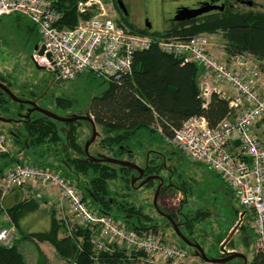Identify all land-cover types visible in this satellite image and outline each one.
Listing matches in <instances>:
<instances>
[{
    "label": "trees",
    "instance_id": "trees-1",
    "mask_svg": "<svg viewBox=\"0 0 264 264\" xmlns=\"http://www.w3.org/2000/svg\"><path fill=\"white\" fill-rule=\"evenodd\" d=\"M52 1L53 6L62 14L61 26L74 27L79 22L81 15L77 9V3L80 0ZM87 16L89 14L83 17ZM117 22L132 28L134 32L149 35L154 42L149 48L134 53L131 72L118 79L105 81L91 72H82L77 76L79 81L87 77L97 79L107 85L100 95L90 99L88 113L95 125L99 126L105 134L101 140L102 147L109 149L111 155L99 152L90 153L94 157L104 155L122 159L120 156L123 154L132 157L134 152L143 150L146 145L169 144L175 130L192 116H203L208 125L214 127L231 112L227 99L216 92L211 93L207 104L204 105L199 96L200 66L193 61L184 62L181 56L161 51L157 46L158 41L166 39L187 41L195 35L219 33L224 42L225 60L229 61L236 54H244L252 59L264 61V11L262 10H242L227 6L221 11L201 17L182 21L171 19L168 27L163 31H152L146 26L139 28L122 17ZM0 32L6 36H14L23 49L27 48L31 51L41 42L36 26L18 13L6 15L0 19ZM8 43L6 42L7 45L10 44ZM258 66L264 71V65L258 64ZM48 81L49 79L43 78L34 85V88L23 86L21 94L16 95L10 89V81L0 74V82L6 85L17 98L34 102L38 98L43 99L48 96ZM51 81H54L52 77ZM71 104L66 97H55L56 107H69ZM11 105L18 110L17 115H21V111H25L23 115L26 114L30 107L28 104L14 101L0 89V115L2 117H12L10 116ZM79 124H86L90 127V123L86 120L59 122L42 113L32 111L29 117L24 118L22 122L24 133L19 134L12 131L11 136L22 150L31 152L33 150L35 156L28 164L53 169L69 179L91 210L99 214L110 215L118 224L138 234L148 232L161 235L157 224L143 213L141 208H136L126 197L118 200L115 197L116 191L109 186L110 181L119 177L124 188L132 190L136 185L132 184L131 180L132 177L138 175V172L130 167L86 158L84 144L78 142L76 130ZM62 135H64V140H62ZM260 136L263 137L264 134ZM42 145H47L50 153L42 149ZM55 146H59V152L63 156L59 157ZM15 152L11 153L7 150L0 154V179L6 169L17 162H22L15 156ZM52 156L56 160H53ZM195 164L203 166L199 163ZM142 168L144 169L142 177L158 175L154 173H159L163 169V164H155L150 159L144 163ZM203 168L207 167L203 166ZM210 172L220 180L222 187L228 188L218 174L212 170ZM153 180L160 182V179ZM152 183L153 181L150 180L145 185L149 187ZM181 184L185 187V182L182 181ZM168 185L170 184L167 183L165 186ZM25 187L24 190L28 196L26 198L25 194L20 198L19 192L22 193ZM30 187V184L11 187L12 191L17 192L16 201L5 208V212L14 225L18 237L13 238L9 244L0 243V264H25L24 255L19 249V243L23 241H29L35 247L36 264H50L40 248L41 243L50 244L56 255L68 263L132 264L139 261L137 254L127 253L125 248L112 241L106 242L109 250L96 254L91 242L96 231L81 224H71L68 216L56 213L55 209L50 210L48 229L23 230L20 226L21 219L40 206L35 194H29L32 191ZM182 191L186 193L185 188H182ZM5 193L0 185V212ZM244 213L249 214L252 220L249 210L244 209ZM207 215V211L197 210L188 220L186 217L183 223L178 224V227L193 242L191 232L195 222L204 219ZM249 229L250 233H253L252 228ZM182 246L186 248L188 245L183 242ZM164 264H170V260ZM249 264H264V253L255 250Z\"/></svg>",
    "mask_w": 264,
    "mask_h": 264
},
{
    "label": "built area",
    "instance_id": "built-area-1",
    "mask_svg": "<svg viewBox=\"0 0 264 264\" xmlns=\"http://www.w3.org/2000/svg\"><path fill=\"white\" fill-rule=\"evenodd\" d=\"M52 2L0 0V19L18 13L36 26L41 37L38 48L43 45L44 53L33 51L31 59L53 79L68 81L82 72H91L105 81L118 79L131 72L134 53L154 42L149 35L118 23L103 8L74 27L61 26L62 14ZM93 3L96 1L79 2L77 9L84 12ZM157 46L200 66L199 96L204 105L212 92L227 99L231 112L216 126L210 127L203 116H192L175 130L169 142L191 162L218 174L237 205L251 212L255 250L264 253V136H260L264 134V71L248 55L236 54L227 61L211 54L203 35L187 41L160 40ZM6 151L5 138L0 134V154ZM21 184L55 188L79 223L96 231L91 239L96 254L110 249L105 241L109 238L148 264H161L160 258L177 264L186 256L179 245L152 233L138 234L110 215L91 210L70 180L53 169L17 162L5 170L0 185L5 193ZM12 232L13 227L1 228L0 243L9 244Z\"/></svg>",
    "mask_w": 264,
    "mask_h": 264
},
{
    "label": "rangeland",
    "instance_id": "rangeland-1",
    "mask_svg": "<svg viewBox=\"0 0 264 264\" xmlns=\"http://www.w3.org/2000/svg\"><path fill=\"white\" fill-rule=\"evenodd\" d=\"M88 0H80L84 2ZM91 6H86L84 12H80L81 18L88 19L101 8H103L109 16L115 21L121 19V11L119 10L116 0H95ZM125 8L130 14L129 21L134 26L144 28L145 20L150 23L152 31H163L168 27L175 9L177 6L185 4L188 0H122ZM248 1V0H246ZM252 6L247 4L237 3V8L242 10L253 9L264 11V0H251ZM78 2V3H79ZM77 3V4H78ZM236 8V9H237ZM89 14L86 18L83 17ZM206 37L208 41V51L215 55H222L224 42L221 34L213 35L200 34ZM6 42H9L7 45ZM34 50L23 49L14 36L5 35L0 32V74L5 76L10 81V89L20 95L23 86L34 88L43 78L49 79L47 94L48 96L38 98L35 101L39 106L53 112L59 116L69 115H84L88 112L90 99L93 96H98L106 88V83L93 78L83 77L81 81L78 77L64 81L60 84H55V80L51 81V75L44 70H38L31 60V55ZM54 82V84L52 83ZM63 96L71 101V106L56 107L55 97ZM45 98V99H44ZM18 110L15 106H10V122L0 121V132L5 138V146L9 152H15V156L22 162L29 163L35 156L33 150L25 151L19 148L12 138V131L23 134L22 116L25 111H21V115H17ZM13 114L15 116H13ZM78 142L82 145L91 138V126L86 124L77 125ZM96 137L89 145L88 153L93 154L99 152L104 155H111L109 149L102 147L101 140L105 136L102 129L95 125ZM64 140V135H62ZM48 151L47 145L41 147ZM57 152L60 151L59 146H55ZM36 151V150H35ZM52 151V149H51ZM49 152V151H48ZM47 153V152H46ZM50 153V152H49ZM45 154V153H44ZM183 152L172 143H155L154 145H146L143 150L134 152V156L130 157L123 154L120 158L134 162L142 167L144 163L152 159L155 164L162 163L163 169L158 174L162 178V185L159 186L157 180H153L151 186L137 185L140 180H135V188L132 190L125 189L121 179L118 177L109 182V186L113 191H116L115 197L120 200L126 197L128 201L133 203L136 208H141L142 212L147 214L153 222L157 224L158 232L163 238L171 244L182 246L183 241L177 236L174 231L173 224L168 216L171 217L174 224H180L186 217L187 220L194 215L197 210L207 211L208 215L199 221H196L191 232V236L200 245L204 253L210 258H220L232 252H239L246 256L247 264L252 260L255 252L254 233H250L252 228V220L249 214L244 213V209L237 205L229 187L226 189L221 186L214 173L203 166L190 162ZM63 156L59 152V157ZM53 160H56L52 156ZM82 177V176H81ZM145 177H143L144 179ZM141 179V178H140ZM182 181L185 182V187H182ZM167 183L170 185L165 186ZM27 186L28 184H24ZM32 185V184H31ZM159 186V188H158ZM37 188V190H34ZM158 188V189H157ZM185 188L186 193L182 191ZM23 188L22 193L18 195L24 197L27 192ZM32 190L29 194H35V198L39 200L40 206L34 212L27 213L22 218V229L29 231H43L49 227V214L51 209L64 212L70 219L71 224H80L75 214L71 211V207L65 201L60 199L58 192L51 186L32 185ZM36 192V193H35ZM157 192L156 198L155 194ZM16 190H7L2 200V211L0 212V222L5 223V208L12 205L15 201ZM155 198V199H154ZM50 199V202L48 201ZM63 214V213H62ZM66 215V216H67ZM172 215V216H170ZM5 225L0 227H13L12 235L9 239L18 237V233L8 217ZM248 226V227H247ZM247 227V228H246ZM253 230V229H252ZM105 241H110L106 238ZM229 241H231L229 243ZM182 243V244H181ZM117 244V243H116ZM185 244V243H184ZM186 251L185 258L181 259L177 264H220L211 263L203 260L200 255L196 254V249L192 246H182ZM40 248L48 258L50 264H71L60 259L53 247L48 243H41ZM19 249L24 255L25 264H36L37 251L32 243L23 241L19 243ZM164 264L168 262L166 259L160 258ZM240 258L221 264H242ZM132 264H148L143 261H136Z\"/></svg>",
    "mask_w": 264,
    "mask_h": 264
},
{
    "label": "water",
    "instance_id": "water-1",
    "mask_svg": "<svg viewBox=\"0 0 264 264\" xmlns=\"http://www.w3.org/2000/svg\"><path fill=\"white\" fill-rule=\"evenodd\" d=\"M248 6H251L252 5V1L251 0H248L245 2ZM116 4L118 6V8L121 10V11H126V8H125V5L123 3L122 0H116ZM211 9H223V5H206V6H201L199 8H188L186 6H181L179 7L174 16L172 17L173 20L175 21H182V20H185V19H191V18H194L204 12H207ZM145 26L147 28H150V23L146 20L145 22ZM34 51H37V53L39 55H42L44 53V46L43 45H40V47L38 48V45H36L34 48H33ZM47 57H49V54H46ZM32 60V59H31ZM33 62V60H32ZM35 65V67L40 70L42 69L39 65H37L36 63H33ZM55 83L56 84H60L61 83V79L58 78L55 80ZM0 89L1 91L5 92L6 94H8L14 101L18 102V103H24V104H28L30 105V107L28 108L27 110V113L24 114V118H28L30 113L32 111H37L39 113H42L43 115L49 117V118H52L54 120H57L59 122H68V121H75V120H86L90 123V126H91V138L88 139L85 144H84V151H85V155H86V158L90 159V160H94V161H99V162H104V163H112V164H118V165H121V166H126V167H130L134 170H136L138 172V175L137 176H134L132 177V184L134 183L135 180H138L139 178H141L143 176V173H144V169L140 166H138L137 164L133 163V162H130V161H127V160H123V159H116V158H113V157H109V156H104V155H99L98 157H94L92 156L91 154L88 153V148H89V145L94 141L95 137H96V129H95V123L93 121V119L91 118V116L89 115L88 112H86L84 115H69V116H59V115H56L54 114L53 112L43 108V107H40L39 105H37L34 101H30V100H21L19 98H17L11 91L8 87H6V85L2 84L0 82ZM0 121H4V122H10L11 119L10 118H4L0 115ZM152 179H160V183H159V186L161 185L162 183V178L159 176V175H149V176H146L140 183L139 185H143L144 183H147L148 181L152 180ZM158 186V188H159ZM157 188V189H158ZM156 195H157V192L155 194V198H156ZM154 198V199H155ZM168 219L171 220V223L173 224V227H174V231L175 233L177 234V236L185 243L187 244L188 246H192L194 247V249H196V254L200 255L201 258L207 262H211V263H226L230 260H232L233 258H240L242 259L243 263L242 264H247V260H246V256L242 253H239V252H232L231 254H228L226 256H221L220 258H210L208 257L202 247L200 245H198L196 242H192L190 241L179 229L178 225L177 224H174V222L172 221L171 217L168 216Z\"/></svg>",
    "mask_w": 264,
    "mask_h": 264
},
{
    "label": "flooded vegetation",
    "instance_id": "flooded-vegetation-1",
    "mask_svg": "<svg viewBox=\"0 0 264 264\" xmlns=\"http://www.w3.org/2000/svg\"><path fill=\"white\" fill-rule=\"evenodd\" d=\"M246 2V0H188V2L187 3H185V4H182V5H180V6H177L176 7V9H175V12H176V10L179 8V7H181V6H186V7H188V8H199V7H201V6H206V5H223V9L225 8V7H227V6H229V7H233V8H237V3H239V4H242V3H244V4H246L245 3ZM252 6V5H251ZM223 9H211V10H209V11H207V12H204V13H202V14H200V15H198V16H196V17H201V16H203V15H207V14H209V13H212V12H217V11H221V10H223ZM238 9V8H237ZM120 10V9H119ZM121 11V10H120ZM128 14H130L129 12H128V10L126 9V11L124 12V11H121V17L122 18H125V19H127V20H131V18L130 17H128ZM175 14V13H174ZM174 14H173V16H174ZM195 18V17H194ZM145 22H146V20H145ZM145 22H144V24H145ZM151 29V28H150ZM23 117V116H22ZM24 121V118H22V122ZM139 180H140V182L143 180V177H141V179L139 178ZM160 182H159V180H158V184H159ZM163 184V183H162ZM161 184V185H162ZM186 220V218L181 222V223H183L184 221ZM242 260V259H241Z\"/></svg>",
    "mask_w": 264,
    "mask_h": 264
},
{
    "label": "crops",
    "instance_id": "crops-1",
    "mask_svg": "<svg viewBox=\"0 0 264 264\" xmlns=\"http://www.w3.org/2000/svg\"><path fill=\"white\" fill-rule=\"evenodd\" d=\"M219 58H221V59H224V56H223V52H222V55H220V56H218ZM252 61L255 63V64H262V65H264V61H258V60H255V59H252ZM264 70V69H263ZM48 201L50 202V199H48ZM55 212L56 213H58V214H60V212L58 211V210H55ZM63 213V214H62ZM60 215H63V216H66L67 215V212H66V215H64V212H62L61 211V214ZM68 216V215H67ZM6 217H8L7 216V214H6V212H5V219H4V222L6 223V221H7V218ZM21 221H22V219H21ZM21 221H20V226L22 227V223H21ZM5 223H1L0 222V227L1 226H3V225H5ZM26 231H29V229L28 230H26Z\"/></svg>",
    "mask_w": 264,
    "mask_h": 264
}]
</instances>
